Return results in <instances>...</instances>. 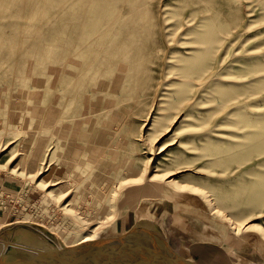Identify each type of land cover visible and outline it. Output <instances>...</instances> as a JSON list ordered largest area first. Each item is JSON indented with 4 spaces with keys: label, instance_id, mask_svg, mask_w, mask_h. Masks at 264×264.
Here are the masks:
<instances>
[{
    "label": "rangeland",
    "instance_id": "374dc122",
    "mask_svg": "<svg viewBox=\"0 0 264 264\" xmlns=\"http://www.w3.org/2000/svg\"><path fill=\"white\" fill-rule=\"evenodd\" d=\"M108 1L0 0V184L27 193L0 239L52 250L131 229L185 264H264V0H116L122 38L82 46ZM140 58L134 82L122 63Z\"/></svg>",
    "mask_w": 264,
    "mask_h": 264
},
{
    "label": "water",
    "instance_id": "95a60500",
    "mask_svg": "<svg viewBox=\"0 0 264 264\" xmlns=\"http://www.w3.org/2000/svg\"><path fill=\"white\" fill-rule=\"evenodd\" d=\"M20 247L34 255L29 258L0 256V264H185L172 253L168 255L154 241L137 237L132 231L52 250Z\"/></svg>",
    "mask_w": 264,
    "mask_h": 264
},
{
    "label": "bare ground",
    "instance_id": "6f19581e",
    "mask_svg": "<svg viewBox=\"0 0 264 264\" xmlns=\"http://www.w3.org/2000/svg\"><path fill=\"white\" fill-rule=\"evenodd\" d=\"M137 1H139V0H137ZM2 2V1H1ZM118 3V1H116V0H110V1H108V3H107V5L106 6H104V8L103 9H100L99 11H97V12H95V13H97L96 15H95V18H94V20L93 21H90V22H82V23H80V25L82 26V28L86 31V33H85V37H88V36H90L91 35V33L92 32H94V35H95V41L93 42L90 38H86V40H84V42H82L83 43V45L82 46H85V47H87V46H90V44H92V46H98V42L100 43H105V42H107V40L109 41V42H112L113 40H117V39H120V38H122V32H120V31H116V33H114V34H111V32H112V28H117L118 30H120V29H123V27H128L129 25H128V23L127 22H125L123 19H120L121 18V14L119 13V11H118V9L116 8V4ZM136 4V8H135V11L136 12H139V13H142V8L140 7V5H138L137 3H135ZM6 5V4H5ZM4 8V7H3ZM73 9H74V7H73ZM77 9H80V7L79 6H76L75 7V13H76V11H77ZM19 10H22V9H19ZM93 11V9H91V10H89L88 9V12L90 13V12H92ZM45 12V11H44ZM94 13V14H95ZM31 14H29V16H30ZM107 20V23H105V24H103L102 23V20ZM131 22V21H130ZM133 23H136V27L135 28H131V30H128L127 32H126V38H127V40L126 41H129V42H138L139 40H141V36L142 35H144L145 34V20L142 18L141 20H140V24H138V22H133ZM148 23V22H147ZM202 27L204 26V25H201ZM190 32L191 33H193V34H195V33H198L196 30H193V29H191L190 30ZM29 35V34H28ZM25 37V36H24ZM97 38V39H96ZM138 39V40H137ZM191 40L192 41H196L195 43L196 44H200V45H204L205 46V48L204 49H209V48H211V43H212V39L210 38V34L209 35H207V36H205V37H201V38H199V37H193V38H191ZM115 41H113V42H115ZM168 42V41H167ZM82 46H76L75 45V47H76V56H75V60H74V64L75 65H77V66H79L81 69H82V74H87V72H93V73H98L99 72V70H100V68H101V66H102V64L101 63H98L97 65L96 64H92L91 63V60H89L88 59V57L87 56H85L84 54H83V47ZM196 50H198V52H199V48L198 47H194ZM203 49V48H202ZM51 51V50H50ZM130 51L127 49V47H124L123 48V51L121 50V57H122V59H125V60H127L128 58H129V60L131 61V59H130V57H131V55H130ZM215 53V52H214ZM217 53V52H216ZM215 53V54H216ZM77 54H81V55H83L82 57H81V59H78V57H77ZM212 56H213V54H212ZM51 60V59H50ZM142 61H143V58H140V59H138V60H135L134 62H133V64H129L128 63V65H126L125 63H122L124 66H122V67H124V69L126 70V69H128L129 70V72H127V75H131L132 73L134 74V75H132V76H130V77H132V80L135 82H138V76H139V74H138V70L141 68V66H142ZM166 62H168V61H166ZM94 65H95V67H94ZM70 67H72V66H70ZM187 67H189V64H187V66H185V68H187ZM50 68H52V67H50ZM53 69H55V67L53 68ZM52 69V70H53ZM77 69V68H76ZM55 71V70H54ZM73 71V70H72ZM56 72V71H55ZM51 73V72H50ZM76 73H78V72H76ZM165 74V73H164ZM78 76H79V74H78ZM83 76V75H82ZM185 77H188L187 75H184L183 74V77H182V79H184ZM22 78V77H21ZM125 79V78H124ZM124 79L121 77V76H118L117 77V79H116V85H119L120 83H122V82H124ZM180 80V79H179ZM181 81V80H180ZM75 88H76V86H75ZM67 89V88H66ZM34 90V89H33ZM63 91V90H62ZM28 92H29V90H28ZM76 92V91H75ZM162 93V92H161ZM59 95V94H58ZM136 104V103H135ZM72 106H73V103H72ZM159 106V105H158ZM49 109V108H48ZM67 108H64V111L66 110ZM47 110V109H46ZM68 114H69V112H68ZM44 115H45V113H44ZM26 116V115H25ZM84 116V115H83ZM45 118V117H44ZM80 118H82V117H80ZM56 122H57V120H56ZM57 124V123H56ZM120 125V124H119ZM176 125V124H175ZM119 127V126H118ZM122 128V127H121ZM116 129V128H115ZM120 141V140H119ZM119 143V142H118ZM115 147V146H114ZM3 150L5 151L6 150V147L5 148H3ZM2 150V151H3ZM104 155V154H103ZM107 155V154H106ZM102 157V156H101ZM140 165V164H139ZM1 169V168H0ZM152 170H153V172H155L153 175H151L150 176V178H149V180H157L160 176H159V174L157 173L158 172V169H156V167L154 168V167H152ZM89 173V172H88ZM127 174V173H126ZM176 173H171V175L170 176H174ZM84 176H85V174H84ZM172 177H169V178H171V180L177 185V186H180L181 187V189H182V187H183V183H180L176 178H172ZM84 179V178H83ZM87 179V178H86ZM130 181H131V179H130ZM132 182V181H131ZM48 182H40L39 181V183L38 184H41V185H43L42 187L43 188H45V186H46V184H47ZM60 183V181L59 182H55L54 183V185L53 186H56L57 184H59ZM80 185V184H79ZM50 187V186H49ZM116 187V186H115ZM103 188V187H102ZM177 189V188H176ZM101 190V189H100ZM103 190V189H102ZM178 190H179V188H178ZM48 194H46V195H49V194H51L52 192H53V190H49V188H48V190L46 191ZM69 193V192H68ZM67 192H66V194H68ZM113 195V194H112ZM90 196V195H89ZM111 197V196H110ZM92 198V197H91ZM95 198V197H94ZM112 198V197H111ZM68 199V198H67ZM62 200H64V199H62ZM66 201V200H65ZM64 205L65 206H68L69 205V202H65L64 203ZM63 206V205H62ZM87 206V205H86ZM87 208H89V207H87ZM64 209V208H63ZM87 210V209H86ZM112 211V210H111ZM76 213V212H75ZM78 214H79V212H78ZM79 216H82V215H79ZM111 216H112V214H111ZM82 220V219H81ZM80 220V224H79V227H87V224L85 223V219H83V221H81ZM85 220V221H84ZM104 238V236H97L96 235V231H93L92 233H87V234H84L82 237H81V239H79V241L78 242H76V243H73V244H70V245H67V246H73V245H76V244H85V243H88V242H92V241H94V240H97L98 238ZM1 241H3V243L6 245V247L7 246H9V245H13V246H16V247H20V246H28V247H32V246H29V245H25V244H23V243H20V242H17V241H6V240H3V239H0ZM33 248H35V247H33ZM62 248V247H61ZM41 250H43V249H41Z\"/></svg>",
    "mask_w": 264,
    "mask_h": 264
},
{
    "label": "built area",
    "instance_id": "2783aa9c",
    "mask_svg": "<svg viewBox=\"0 0 264 264\" xmlns=\"http://www.w3.org/2000/svg\"><path fill=\"white\" fill-rule=\"evenodd\" d=\"M25 196H27V193L23 192V188L19 190L10 189L0 184V218L5 215L25 214L27 212V208L23 206V202H26Z\"/></svg>",
    "mask_w": 264,
    "mask_h": 264
},
{
    "label": "crops",
    "instance_id": "0c3cea01",
    "mask_svg": "<svg viewBox=\"0 0 264 264\" xmlns=\"http://www.w3.org/2000/svg\"><path fill=\"white\" fill-rule=\"evenodd\" d=\"M10 189H13L8 183L6 184ZM16 189V188H15ZM131 231V229H124L122 232H120L118 235H116V236H109V237H119V236H122V235H124V234H126V233H129ZM106 238H108V237H106Z\"/></svg>",
    "mask_w": 264,
    "mask_h": 264
}]
</instances>
